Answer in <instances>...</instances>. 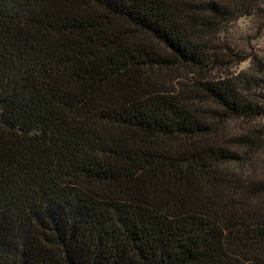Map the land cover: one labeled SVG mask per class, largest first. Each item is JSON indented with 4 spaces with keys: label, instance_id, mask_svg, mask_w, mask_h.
I'll return each instance as SVG.
<instances>
[{
    "label": "trees",
    "instance_id": "1",
    "mask_svg": "<svg viewBox=\"0 0 264 264\" xmlns=\"http://www.w3.org/2000/svg\"><path fill=\"white\" fill-rule=\"evenodd\" d=\"M245 18L264 0H0V264H264Z\"/></svg>",
    "mask_w": 264,
    "mask_h": 264
},
{
    "label": "rangeland",
    "instance_id": "2",
    "mask_svg": "<svg viewBox=\"0 0 264 264\" xmlns=\"http://www.w3.org/2000/svg\"><path fill=\"white\" fill-rule=\"evenodd\" d=\"M227 40L254 53L264 50V31L258 35L256 33L255 23L248 18L240 19L232 26ZM247 67L248 62L240 65L238 70H245ZM261 123L264 125V119ZM232 128L235 129L233 126L230 127V129Z\"/></svg>",
    "mask_w": 264,
    "mask_h": 264
}]
</instances>
